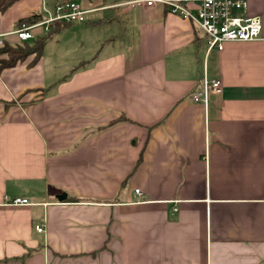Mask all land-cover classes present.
Instances as JSON below:
<instances>
[{"label":"crops","instance_id":"1","mask_svg":"<svg viewBox=\"0 0 264 264\" xmlns=\"http://www.w3.org/2000/svg\"><path fill=\"white\" fill-rule=\"evenodd\" d=\"M57 1L0 13V46L43 37ZM130 1L0 70V264H264V0L261 39L221 51ZM203 77L220 90L194 103Z\"/></svg>","mask_w":264,"mask_h":264},{"label":"built area","instance_id":"2","mask_svg":"<svg viewBox=\"0 0 264 264\" xmlns=\"http://www.w3.org/2000/svg\"><path fill=\"white\" fill-rule=\"evenodd\" d=\"M131 5H159L171 15L193 22L206 38L207 50L221 51L225 44L232 42H253L261 39V19L249 14L247 0H132ZM87 11L73 0H58L54 5L52 16L41 22L46 26L53 21L82 23ZM32 27H22L14 33L21 42L33 38ZM1 45V41H0ZM220 90V81L203 77L201 87L191 95L194 103L205 104L207 96ZM138 193V190H135ZM15 206L28 205L26 199L14 198ZM37 232L42 228L35 226Z\"/></svg>","mask_w":264,"mask_h":264},{"label":"trees","instance_id":"3","mask_svg":"<svg viewBox=\"0 0 264 264\" xmlns=\"http://www.w3.org/2000/svg\"><path fill=\"white\" fill-rule=\"evenodd\" d=\"M17 1L18 0H0V13L4 12ZM41 21H43L42 15L34 13L30 17L19 20L17 25L18 27L23 25H33ZM68 24L70 23L61 20L53 21L50 22L47 32L41 38L31 42H23L16 46H10L7 44L0 46V70L11 68L16 65L17 62L24 60L30 55L34 56L32 63L38 61L46 41L51 39L60 29L66 27Z\"/></svg>","mask_w":264,"mask_h":264},{"label":"rangeland","instance_id":"4","mask_svg":"<svg viewBox=\"0 0 264 264\" xmlns=\"http://www.w3.org/2000/svg\"><path fill=\"white\" fill-rule=\"evenodd\" d=\"M75 1L78 2V4L81 5V7H83L86 4H89V3L93 2V0H90V1L89 0H75ZM112 1H120V0H112ZM51 3H52V0H51ZM51 5H49V6H51ZM40 29L43 30V27L40 28ZM198 32H199V34H202L201 31L198 30Z\"/></svg>","mask_w":264,"mask_h":264}]
</instances>
